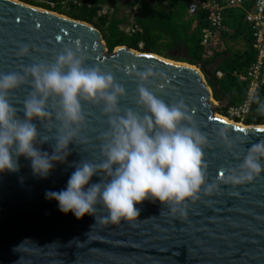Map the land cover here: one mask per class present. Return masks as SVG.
<instances>
[{"label":"water","instance_id":"water-1","mask_svg":"<svg viewBox=\"0 0 264 264\" xmlns=\"http://www.w3.org/2000/svg\"><path fill=\"white\" fill-rule=\"evenodd\" d=\"M76 41L90 65L111 71L124 85L127 98L121 100L122 108H136L135 74L147 66L153 68L149 86L157 96L169 103L185 101L208 134V179L218 183L220 191L190 203L184 217L167 209L160 215V203L146 200L135 205L140 215L134 226L122 222L93 228L96 220L91 215L78 220L72 213L63 214L45 193L65 190L78 164L100 158L98 137L107 127L100 108L85 105V142L70 144L66 160L54 163L47 178L35 176L31 162L24 157L18 160V172L0 173V264H264V173L244 185L220 183L221 174L241 161L226 150L217 135L219 128L227 127L230 138L243 141L240 147L246 150L264 140V124H238L217 117L214 108L228 99L221 94L223 100L214 103L212 91L217 85H209L190 63L125 45L108 51L101 32L89 22L21 0H0V73L19 71L31 63L30 58L17 56L21 44L33 46L32 56L50 59L55 50ZM29 90L25 86L12 95L17 107ZM18 115L23 118V112ZM34 123L40 129L39 122ZM54 143L37 146L51 155ZM100 179L93 176L90 184Z\"/></svg>","mask_w":264,"mask_h":264},{"label":"clouds","instance_id":"clouds-1","mask_svg":"<svg viewBox=\"0 0 264 264\" xmlns=\"http://www.w3.org/2000/svg\"><path fill=\"white\" fill-rule=\"evenodd\" d=\"M31 47L21 44L17 52L31 59L29 65L0 73V173L18 172V160L24 157L35 176L47 178L54 163L66 160L70 144L85 142L82 130L88 113L84 106L91 105L106 118V130L98 137L100 158L78 164L65 190L45 193L63 214L72 213L78 220L91 215L96 220L93 228L122 222L134 226L140 215L135 205L146 200L160 203V215L167 209L184 217L190 203L219 193V184L208 179V134L183 99L169 103L154 93L149 86L154 75L151 66L135 74L136 108H122L126 88L111 71L90 65L79 41L55 50L50 59L32 56ZM25 86L30 90L17 107L12 95ZM251 102L264 115V98L254 94ZM217 135L241 161L221 174L220 183L244 185L264 173V140L245 150L240 147L243 141L230 138L227 127L219 128ZM50 141L55 142L51 155L37 146ZM93 176H100V182L90 184Z\"/></svg>","mask_w":264,"mask_h":264},{"label":"trees","instance_id":"trees-1","mask_svg":"<svg viewBox=\"0 0 264 264\" xmlns=\"http://www.w3.org/2000/svg\"><path fill=\"white\" fill-rule=\"evenodd\" d=\"M22 1L93 24L101 32L108 51L118 45H125L198 66L206 82L217 85L216 91H212L214 99H221L219 94L223 93L228 104H236L244 96L245 82L239 80L235 73L244 72L255 58L250 47L251 28L244 20L245 11L253 0H244L241 7L225 9L221 34L205 45L200 43V30L206 25V21L202 13L186 15L187 0H125L130 11L134 4H138V11L132 13L129 20L125 16H117L118 7L110 14H96L99 6L117 5L121 0H76L77 4H73L72 0ZM46 1L55 2V5L50 6ZM62 1L65 3L61 4ZM121 24L135 25L138 29L125 31L121 29ZM236 39L243 41L242 49L230 47L228 41ZM216 71H220L222 75L216 76ZM255 94L264 98V88L257 90ZM256 107L251 102L243 124H264V115L257 113ZM216 111L223 114L224 107L216 108Z\"/></svg>","mask_w":264,"mask_h":264},{"label":"built area","instance_id":"built-area-1","mask_svg":"<svg viewBox=\"0 0 264 264\" xmlns=\"http://www.w3.org/2000/svg\"><path fill=\"white\" fill-rule=\"evenodd\" d=\"M73 4H77L76 0H72ZM244 0H187L186 15L194 16L202 13L206 21V25L200 30V43L207 44L209 41L221 34L223 29V12L227 8L241 7ZM50 6H54L55 2L46 1ZM65 2H61L64 4ZM115 4H103L96 11L97 16L108 14ZM133 14L138 11V4L131 7ZM244 20L251 28L250 47L255 53V58L248 64L245 71L235 73L239 80L245 82V91L242 100L236 104H228L224 107L223 115L230 120L242 123L245 116L251 108V97L257 90L264 88V0H253L250 7L246 9ZM138 27L128 26L125 31H134ZM141 46V43H139ZM216 76L220 77L222 73L216 71ZM219 100H213L214 103ZM218 107H215V110Z\"/></svg>","mask_w":264,"mask_h":264},{"label":"rangeland","instance_id":"rangeland-1","mask_svg":"<svg viewBox=\"0 0 264 264\" xmlns=\"http://www.w3.org/2000/svg\"><path fill=\"white\" fill-rule=\"evenodd\" d=\"M22 1V0H21ZM23 2H25V1H23ZM124 2V1H123ZM118 5V4H117ZM110 13V12H109ZM116 14H117V16L118 17H122V16H125L128 20L129 19H131L132 18V12L130 11V8H128V7H123V8H121V9H119V10H117L116 11ZM65 15V14H64ZM129 25H126V24H121V29H123V30H125L127 27H128ZM233 48H238V47H236V44H233V46H232ZM181 62H185V61H181ZM187 63V62H186ZM196 68H198L199 69V67L198 66H196V65H194ZM200 70V69H199ZM201 71V70H200ZM202 73V72H201ZM204 77V76H203ZM205 79V78H204ZM212 99L213 100H216V99H214L213 98V96H212ZM214 110H215V108H214ZM216 111V110H215ZM216 114H218V115H220V116H224L222 113H219V112H217L216 111ZM225 117V116H224ZM229 119V118H228ZM234 121V120H233Z\"/></svg>","mask_w":264,"mask_h":264},{"label":"crops","instance_id":"crops-1","mask_svg":"<svg viewBox=\"0 0 264 264\" xmlns=\"http://www.w3.org/2000/svg\"><path fill=\"white\" fill-rule=\"evenodd\" d=\"M123 1H124V2H123ZM117 4H118V5H115V6L113 7V9L110 11V13H113V12H114L115 7H118V8L116 9V11L119 10V9H121V8H123V7H125V8L127 7V6L125 5V0H121V3H117ZM164 4H166V3H164ZM110 13H109V14H110ZM228 42H229V45H230V47H231L232 49H235V48L232 47L233 44H236V47H238V48H236V49H242L243 46H244V43H243V41H242L241 39L229 40ZM221 94H223V93H220V94H219L220 97H221L220 100H223V97L221 96ZM216 100H219V99H216Z\"/></svg>","mask_w":264,"mask_h":264},{"label":"bare ground","instance_id":"bare-ground-1","mask_svg":"<svg viewBox=\"0 0 264 264\" xmlns=\"http://www.w3.org/2000/svg\"><path fill=\"white\" fill-rule=\"evenodd\" d=\"M217 117H220V118H223V119H227L226 117H224V116L222 117V116H220V115H218V114H217ZM231 122H232V121H231ZM238 124H241V123H238Z\"/></svg>","mask_w":264,"mask_h":264},{"label":"snow or ice","instance_id":"snow-or-ice-1","mask_svg":"<svg viewBox=\"0 0 264 264\" xmlns=\"http://www.w3.org/2000/svg\"><path fill=\"white\" fill-rule=\"evenodd\" d=\"M239 131L243 132L244 130L243 129H239ZM261 131H264V130H261Z\"/></svg>","mask_w":264,"mask_h":264}]
</instances>
